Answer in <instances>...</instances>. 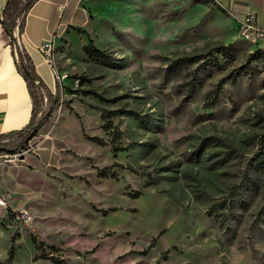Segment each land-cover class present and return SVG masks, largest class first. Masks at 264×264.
Here are the masks:
<instances>
[{
  "label": "rangeland",
  "instance_id": "1",
  "mask_svg": "<svg viewBox=\"0 0 264 264\" xmlns=\"http://www.w3.org/2000/svg\"><path fill=\"white\" fill-rule=\"evenodd\" d=\"M62 1L64 79L0 151V264L13 244L11 264H50L34 240L68 264H264V50L215 0Z\"/></svg>",
  "mask_w": 264,
  "mask_h": 264
},
{
  "label": "crops",
  "instance_id": "2",
  "mask_svg": "<svg viewBox=\"0 0 264 264\" xmlns=\"http://www.w3.org/2000/svg\"><path fill=\"white\" fill-rule=\"evenodd\" d=\"M215 2L230 13L236 22L246 13H254L255 24L264 30V0H215ZM64 5L62 0H38L25 15V27L20 35L21 50L30 57L36 74L51 93L55 90L56 82L52 77L50 65L45 62L39 47L51 36L53 39L64 33L66 27L58 34L55 31L56 21ZM75 7L80 11L79 0L76 1ZM82 15L84 19L85 15ZM70 24L67 23L66 26ZM252 43L255 45V41ZM258 45L264 50V42ZM15 62L10 45L3 40L0 42V135L23 129L31 119L32 100ZM2 176L4 183H7L10 178L9 170L4 171ZM14 203L10 205H18V202ZM0 207L2 217L6 216V209Z\"/></svg>",
  "mask_w": 264,
  "mask_h": 264
},
{
  "label": "trees",
  "instance_id": "3",
  "mask_svg": "<svg viewBox=\"0 0 264 264\" xmlns=\"http://www.w3.org/2000/svg\"><path fill=\"white\" fill-rule=\"evenodd\" d=\"M38 0H7L4 4V8L2 10L3 16L6 17L8 20V25L4 27V33L10 38V43H13L16 41V38L13 36V33L15 29L18 30L19 35L23 33L24 30V24H25V15L28 13L30 8L36 3ZM22 15V19L20 20V23L17 25V20ZM5 24V23H4ZM78 32L85 33L83 30L78 29ZM10 45L12 56L15 59V64L18 72L23 76V80L26 83L28 92L30 94L31 100H32V114L31 119L29 123L21 130L10 132L7 134L0 135V151H5L7 148L5 147L7 144L3 143V140L8 138H17L18 143L17 146L11 150H8V153L14 154L16 151L25 150L28 143L32 138H34L40 128L45 123L47 117L46 116H40L37 118L38 112L40 113L42 108V102H43V95L41 93L44 91L46 94L47 101L51 97V92L48 90L44 82L38 77V75L35 72L34 65L32 63V60L30 57L24 52L17 49L16 54L18 56V59L16 60L15 52L12 48V45ZM84 52L88 55V57L98 60V61H105L106 57L97 49L92 47H84ZM218 95L215 94V96L211 99L208 106H213L216 104ZM264 139V136H263ZM264 141V140H263ZM264 147V142H263ZM7 216H13L11 208L9 206L6 207ZM12 242V238L11 241ZM34 247H35V255L33 257V261L36 259H42L47 260L50 262V264H68L67 260L61 259L58 257H54L53 254L46 253L45 252V245L42 241H33ZM48 249L51 251H55V246H48ZM14 259V244L11 245L7 252V259L5 264H11Z\"/></svg>",
  "mask_w": 264,
  "mask_h": 264
},
{
  "label": "built area",
  "instance_id": "4",
  "mask_svg": "<svg viewBox=\"0 0 264 264\" xmlns=\"http://www.w3.org/2000/svg\"><path fill=\"white\" fill-rule=\"evenodd\" d=\"M255 15L254 13H246L243 18H241L238 22H237V30L238 33H240V36H249V37H255V45H258L261 42H264V30L259 28L256 24H255ZM51 39L52 36L49 40L43 42L40 47H39V51L41 52V54L45 57V62L48 64V55H49V47L51 45ZM18 46L19 48H21L20 43L18 42ZM15 58L16 60L18 59V56L16 54V50H15ZM49 66V65H48ZM51 70V74L52 77H54V81L56 82H60L62 79H64V76H62L60 74L59 71H52V67H49ZM0 206H4V203L0 200ZM18 211V210H16ZM25 210H19L17 212V217L22 218L25 221L29 220V216L27 213H25Z\"/></svg>",
  "mask_w": 264,
  "mask_h": 264
},
{
  "label": "bare ground",
  "instance_id": "5",
  "mask_svg": "<svg viewBox=\"0 0 264 264\" xmlns=\"http://www.w3.org/2000/svg\"><path fill=\"white\" fill-rule=\"evenodd\" d=\"M243 38H244L245 40L250 41V42H254V41H255V40H253L255 37L243 36ZM252 38H253V39H252ZM52 45H53V44H51L50 47H49V55H50V53H51V51H52ZM49 55H48V56H49ZM48 64L50 65V67H52L51 64L49 63V61H48ZM52 71H55V70L52 68Z\"/></svg>",
  "mask_w": 264,
  "mask_h": 264
}]
</instances>
